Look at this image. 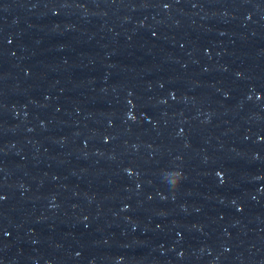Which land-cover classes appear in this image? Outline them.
I'll list each match as a JSON object with an SVG mask.
<instances>
[{
  "label": "water",
  "instance_id": "water-1",
  "mask_svg": "<svg viewBox=\"0 0 264 264\" xmlns=\"http://www.w3.org/2000/svg\"><path fill=\"white\" fill-rule=\"evenodd\" d=\"M0 264H264V0H0Z\"/></svg>",
  "mask_w": 264,
  "mask_h": 264
}]
</instances>
